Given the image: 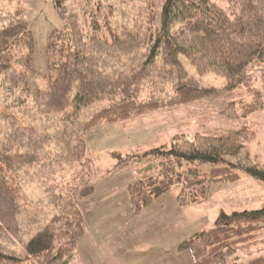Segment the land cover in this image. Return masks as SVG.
<instances>
[{
    "label": "trees",
    "instance_id": "16d2710c",
    "mask_svg": "<svg viewBox=\"0 0 264 264\" xmlns=\"http://www.w3.org/2000/svg\"><path fill=\"white\" fill-rule=\"evenodd\" d=\"M127 1L53 0L63 28L49 35L41 77L31 67L24 9L0 0V264L72 259L85 232L77 200L91 173L83 137L91 129L206 98L228 100V119L261 109L253 84L257 71L264 78V0ZM207 74L225 86L203 87ZM240 90L253 100L237 97ZM249 136L243 125L219 135H175L141 154L115 153L118 166L131 159L146 163L144 171L151 161L158 165L155 175L143 173L128 186L132 210L140 213L173 187L177 205L188 207L209 185L235 182L243 172L264 184V164L249 160ZM263 229L264 205L222 213L178 251L194 252V264H239L235 248L256 243ZM229 238L231 245L223 244ZM247 264H264V255Z\"/></svg>",
    "mask_w": 264,
    "mask_h": 264
},
{
    "label": "rangeland",
    "instance_id": "374dc122",
    "mask_svg": "<svg viewBox=\"0 0 264 264\" xmlns=\"http://www.w3.org/2000/svg\"><path fill=\"white\" fill-rule=\"evenodd\" d=\"M17 4L24 9L33 39L31 67L43 77L48 74L49 35L63 28L62 20L53 7V0H17ZM10 7L15 8L13 3ZM184 66L190 76L198 78L195 69L186 61ZM256 74L253 88L261 96V109L246 118L228 119L223 114L228 100L206 98L102 125L83 135L91 173L87 186L79 191L77 204L83 214L85 232L68 264H194V252L177 250L183 241L210 231L222 213L232 215L258 210L264 205V184L243 172L235 182L219 187L209 185L207 196L188 207L177 205L178 188L173 187L136 214L129 203L128 186L141 179L143 173L155 175L158 165L155 169L153 163L156 161H151V169L144 171L148 165L138 159L118 166L119 159L113 157L115 153L124 157L167 145L179 134L187 137L197 133L219 135L246 125L250 133L247 140L250 163L264 164V78L260 72ZM200 84L206 88H223L226 80L207 74L200 79ZM237 97L248 102L253 100V95L249 98L243 90L238 91ZM200 169L209 173L211 167L203 164ZM230 240L223 244L230 246ZM255 242L235 248L239 264H247L252 257L264 255V229ZM249 253L253 255L250 257ZM206 264L210 263L206 261Z\"/></svg>",
    "mask_w": 264,
    "mask_h": 264
},
{
    "label": "crops",
    "instance_id": "0c3cea01",
    "mask_svg": "<svg viewBox=\"0 0 264 264\" xmlns=\"http://www.w3.org/2000/svg\"><path fill=\"white\" fill-rule=\"evenodd\" d=\"M186 240H187V239H186ZM186 240H185V241H186ZM177 250H178V248H177ZM178 252H179V251H178ZM186 252H187V251H186ZM183 253H184V252H183ZM192 260H193V258H192ZM193 262H194V261H193Z\"/></svg>",
    "mask_w": 264,
    "mask_h": 264
}]
</instances>
